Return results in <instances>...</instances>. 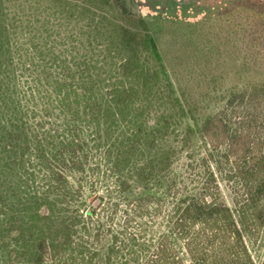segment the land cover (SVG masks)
Segmentation results:
<instances>
[{
  "label": "trees",
  "instance_id": "1",
  "mask_svg": "<svg viewBox=\"0 0 264 264\" xmlns=\"http://www.w3.org/2000/svg\"><path fill=\"white\" fill-rule=\"evenodd\" d=\"M25 1L0 0V256L185 264L166 232L148 233L164 207L188 264H249L243 232L264 226V84L205 120L201 187L167 205L148 191L177 156L155 37L109 17L104 5L126 12L120 0Z\"/></svg>",
  "mask_w": 264,
  "mask_h": 264
},
{
  "label": "rangeland",
  "instance_id": "2",
  "mask_svg": "<svg viewBox=\"0 0 264 264\" xmlns=\"http://www.w3.org/2000/svg\"><path fill=\"white\" fill-rule=\"evenodd\" d=\"M120 1L124 15L104 5L109 17L112 15L117 24L136 35L148 30L161 52V59L151 60L150 65L163 81L158 112L169 120L165 143L175 149L177 156L168 178L148 191L168 205L174 198L201 187L200 163L206 148L201 127L205 120L233 93L264 84V0ZM48 3L53 2L44 0L43 4ZM2 5L15 8L26 5V1L2 0ZM218 184L233 209L229 190L222 180ZM162 210L154 212L148 233L166 232L188 264L184 246L168 226ZM243 239L251 257L249 264H264V226L251 234L243 232ZM0 264L9 263L0 256Z\"/></svg>",
  "mask_w": 264,
  "mask_h": 264
}]
</instances>
